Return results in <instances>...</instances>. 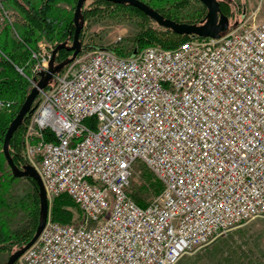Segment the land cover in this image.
<instances>
[{
    "label": "built area",
    "instance_id": "2783aa9c",
    "mask_svg": "<svg viewBox=\"0 0 264 264\" xmlns=\"http://www.w3.org/2000/svg\"><path fill=\"white\" fill-rule=\"evenodd\" d=\"M255 13L173 48L81 47L53 75L26 118L24 156L47 199L66 194L81 221L48 218L14 264H175L264 216V19ZM5 25L17 35L0 0ZM56 44L37 41L31 87ZM12 103L0 98V111ZM138 162L160 184L143 206L131 190Z\"/></svg>",
    "mask_w": 264,
    "mask_h": 264
},
{
    "label": "rangeland",
    "instance_id": "374dc122",
    "mask_svg": "<svg viewBox=\"0 0 264 264\" xmlns=\"http://www.w3.org/2000/svg\"><path fill=\"white\" fill-rule=\"evenodd\" d=\"M76 1L73 4L58 3V6L64 10L71 11L72 22ZM140 1L148 4L165 18L179 23H198L206 15V7L199 0ZM219 2L221 11L229 19V25L255 11L256 19H264V0H219ZM5 6L13 15L14 27L18 26L19 12L6 3ZM81 17L79 40L82 49L86 50L94 47L110 48L119 45L124 49L125 55L129 54L133 48L135 37L148 28L165 33V37L171 39L179 38L175 35L176 33L158 25L155 20L143 12L132 10L121 3L86 0L81 7ZM135 50L133 49L132 52ZM5 99L13 102L10 111H3L9 114L16 106V101L10 98ZM24 152L23 147V154ZM4 165L6 166L5 174H11L6 161ZM147 173L151 174L142 163L138 162L134 166L131 178L132 195L144 203L148 202L154 194L145 183V174ZM152 177L154 176L152 175ZM34 192V185L28 178L16 177L10 183L7 192L2 193L8 206L5 213L7 214V225L11 231H21L30 227L29 211ZM53 199L48 200L47 219H51L50 210ZM68 210L71 212L69 223H80L81 214L78 208L70 206ZM15 248L16 246L11 249V252L0 251V264L6 263L8 255L15 251ZM175 264H264V216L252 218L244 224L218 235L207 244L183 254Z\"/></svg>",
    "mask_w": 264,
    "mask_h": 264
},
{
    "label": "trees",
    "instance_id": "16d2710c",
    "mask_svg": "<svg viewBox=\"0 0 264 264\" xmlns=\"http://www.w3.org/2000/svg\"><path fill=\"white\" fill-rule=\"evenodd\" d=\"M76 0H6V5L19 12L20 21L15 27L16 36L13 35L10 26L5 25L0 31V98H10L16 101V106L11 113L0 111V143L8 123L16 114L20 104L30 90L29 80L24 74L32 63L31 54L36 49V43L40 38L55 41L57 44L72 40L74 30L71 11L64 10L58 6L59 2L73 4ZM120 4V3H119ZM132 10L142 13L138 8L121 3ZM205 17L198 21L203 22ZM170 32V31H168ZM12 33V34H11ZM174 34V33H173ZM178 39L165 37V33H159L151 28L141 31L134 39L133 49L140 50L147 46H160L173 48L181 41L189 37L188 35H178ZM118 55H125L124 49L119 45L110 47ZM129 53V54H130ZM71 52L60 49L55 56V63L69 56ZM128 55V54H126ZM23 72L21 73L18 69ZM25 121L18 127L9 142V152L18 166L27 164L23 154V134L25 132ZM5 158L1 152L0 145V251H9L16 246L15 250L26 244L33 236L38 211L39 201L36 194L37 187L35 181L28 178L34 185L35 192L32 195L29 216L30 227L21 231H11L7 225L5 210L8 209L2 193H6L14 177L12 174H5ZM145 183L154 194L160 190V184L151 174H145ZM135 201L143 206L145 203L133 196ZM75 207L74 202L66 195L61 194L53 199L51 205V219L59 223H69L71 212L68 207Z\"/></svg>",
    "mask_w": 264,
    "mask_h": 264
},
{
    "label": "water",
    "instance_id": "95a60500",
    "mask_svg": "<svg viewBox=\"0 0 264 264\" xmlns=\"http://www.w3.org/2000/svg\"><path fill=\"white\" fill-rule=\"evenodd\" d=\"M86 0H77L73 12V24L74 31L72 34L71 43L68 44L67 41L57 44L51 51V56L48 61V67L45 71L38 73V79L35 84L30 88L29 92L26 94L24 100L20 104L16 114L8 123L6 130L2 136L1 141V151L5 158L6 164L8 165L11 174L14 177H28L35 181L37 187V196L39 201V211L38 218L35 227V231L30 240L19 247L7 257L5 264H14V262L20 257V255L30 247L40 235L42 229L45 226L47 216H48V199L46 197L45 189L41 180V177L37 170L29 164H24L23 166H18L10 152H9V142L18 129V127L23 123V121L35 110L38 105V94L39 91L44 89L47 84L52 80L55 73L61 71V69L68 64L81 50V43L79 40V33L81 30V7ZM115 3H128L131 6L138 8L148 17L155 20V22L167 29H170L178 35H192L200 37H214L217 38L220 34L229 26L228 17L221 11L219 0H199L206 7V15L203 22L197 23H179L169 18H165L155 9L148 6L146 3L140 0H106ZM60 49H65L71 52L69 56L63 60L55 63V56Z\"/></svg>",
    "mask_w": 264,
    "mask_h": 264
},
{
    "label": "crops",
    "instance_id": "0c3cea01",
    "mask_svg": "<svg viewBox=\"0 0 264 264\" xmlns=\"http://www.w3.org/2000/svg\"><path fill=\"white\" fill-rule=\"evenodd\" d=\"M0 69H1V66H0Z\"/></svg>",
    "mask_w": 264,
    "mask_h": 264
},
{
    "label": "flooded vegetation",
    "instance_id": "af4514ba",
    "mask_svg": "<svg viewBox=\"0 0 264 264\" xmlns=\"http://www.w3.org/2000/svg\"><path fill=\"white\" fill-rule=\"evenodd\" d=\"M148 5V4H147ZM149 6V5H148Z\"/></svg>",
    "mask_w": 264,
    "mask_h": 264
}]
</instances>
